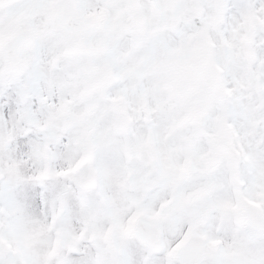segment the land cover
<instances>
[{"label":"clouds","instance_id":"9594fccd","mask_svg":"<svg viewBox=\"0 0 264 264\" xmlns=\"http://www.w3.org/2000/svg\"><path fill=\"white\" fill-rule=\"evenodd\" d=\"M256 192L264 0H0V264H264Z\"/></svg>","mask_w":264,"mask_h":264},{"label":"snow or ice","instance_id":"6c2138e0","mask_svg":"<svg viewBox=\"0 0 264 264\" xmlns=\"http://www.w3.org/2000/svg\"><path fill=\"white\" fill-rule=\"evenodd\" d=\"M19 10L21 12L26 11L28 8L38 2H44V0H16ZM72 5L75 12L84 19L88 18H99L101 17L107 8L113 3V0H67ZM239 7V5H236ZM257 196H264V192L253 193ZM254 203L256 201H253ZM160 216L162 219L166 217V210L164 205H160V211L154 213Z\"/></svg>","mask_w":264,"mask_h":264}]
</instances>
